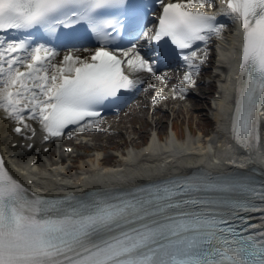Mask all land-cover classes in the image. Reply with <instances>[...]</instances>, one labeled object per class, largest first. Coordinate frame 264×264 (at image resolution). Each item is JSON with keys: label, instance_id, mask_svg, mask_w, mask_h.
Listing matches in <instances>:
<instances>
[{"label": "snow or ice", "instance_id": "1", "mask_svg": "<svg viewBox=\"0 0 264 264\" xmlns=\"http://www.w3.org/2000/svg\"><path fill=\"white\" fill-rule=\"evenodd\" d=\"M214 7L213 0H0V110L15 132H31L28 139L36 135L28 121L39 123L44 142L63 138L70 125L94 130L106 103H127L144 83L130 73L157 75L141 40L161 58L178 50L183 91L207 59L199 43L206 48L225 28L222 16L242 30L230 132L254 152L264 113V0H220L218 13L207 10ZM151 11L159 12L154 31L144 27ZM0 264H264V180L199 170L124 192L48 197L25 187L0 156Z\"/></svg>", "mask_w": 264, "mask_h": 264}, {"label": "bare ground", "instance_id": "2", "mask_svg": "<svg viewBox=\"0 0 264 264\" xmlns=\"http://www.w3.org/2000/svg\"><path fill=\"white\" fill-rule=\"evenodd\" d=\"M236 34H232L229 37V43L224 44L225 46L230 45L231 48H235V46L239 45V41L236 40ZM232 52L230 54H226L222 57L221 60H218V67L222 68L225 72L231 69L232 67ZM178 69H182L181 66ZM204 73H208V70H204ZM222 73L218 75L222 84L219 87V98L216 99L218 101V109L214 110L212 114L214 115V120L216 122L217 133L221 136L224 135L226 128V120L227 113L229 111L228 106V98L232 96V91L229 88V80L230 75L228 73ZM224 75V76H222ZM201 77L198 79L197 88L202 95L201 98H194L191 96V92H183L185 95V100L177 99V101L171 106V108L161 109L164 110V114L158 117L155 122L157 123L156 127L160 129H164V124L162 120L167 116L165 112L172 115V125L175 123L174 119L176 116L180 115V113H189L193 114L194 112H201L203 115L205 111H207V105H209L207 93H211L212 83L210 81H205ZM159 77L155 76L151 78L152 81H157ZM141 99V100H140ZM137 104V109L130 112L126 119H120L117 122H114L110 129L111 131L117 127L118 134L113 135L109 134V139H114L116 136L122 137L124 139H129L132 145H138L139 138L145 139V134L147 133V127H144L140 130L139 137H136V131L132 126H128V124H132L136 119H146L145 113L147 108V102L144 97H141ZM189 104H187V101ZM186 101V102H185ZM179 103V104H178ZM140 113V115H138ZM162 113V112H161ZM172 113V114H171ZM159 119V120H158ZM148 121V120H147ZM146 121V123H147ZM131 127V128H130ZM261 130V142L259 148L264 151V119L260 123ZM163 131L160 130L157 132V136L162 140ZM181 133L177 130L174 136L166 137L164 143L158 142L156 137H152L150 140V146L147 145L143 150L135 152V154L131 155L129 152L122 157V160L119 164L110 167H101L103 160L100 161L101 156L94 154L89 158L90 161H93L92 165H90L83 172L79 173L80 176L77 178H72L68 175L67 171L69 168L63 166H55L56 164H63V161L59 159L51 165L45 166L44 158L41 157L39 163L34 167L35 170L39 171L40 165H44L45 170L42 172H34L31 173L27 167L24 166H14L15 171L18 173L20 177H24L26 181L33 178L37 182V187L42 188L43 190H59L62 187H69L76 191H81L83 188L88 186H96V187H116L130 184L134 181H142L147 178L160 175L164 172H176L181 171L187 168H192L195 162L192 161L194 155H199L197 164L207 166L212 170H217V163L210 157L209 149L205 148L202 142L198 140H183L181 143L177 142V139H180ZM101 137V136H100ZM4 135L1 134L0 139L2 141V146L6 149L4 143ZM114 142V141H113ZM115 143V142H114ZM90 145V144H89ZM225 145V146H224ZM94 147H99L100 149H105L104 144L101 141H98V144H94ZM213 147V146H212ZM222 149L226 151L228 148L226 144H221ZM149 150L150 153L146 154V151ZM12 151V150H11ZM20 158L24 159L27 156L34 153L26 152L22 149L16 150ZM227 153L223 152L222 154ZM68 154H66L63 150L60 153L59 158L66 159ZM156 156L155 161H152V158ZM111 157V156H110ZM33 158V157H32ZM31 158V159H32ZM106 158V157H105ZM259 158L258 151L251 152L249 156H244V159L248 161L257 160ZM29 159V161L31 160ZM141 160H145L147 162H141ZM264 165V162H263ZM64 170L62 173L61 171ZM261 171L264 172V167L261 168ZM28 175V176H26ZM26 176V177H25Z\"/></svg>", "mask_w": 264, "mask_h": 264}, {"label": "rangeland", "instance_id": "3", "mask_svg": "<svg viewBox=\"0 0 264 264\" xmlns=\"http://www.w3.org/2000/svg\"><path fill=\"white\" fill-rule=\"evenodd\" d=\"M138 115H140V113ZM156 116H158V115H156ZM207 119L208 118H206V115H203V113H201V112H195V113H193V117L189 121V123H187V119H185V118L184 119H180L179 120V123L181 124V128H182L183 132H187L188 128H191V129H194V130H199V129H204V128L206 129V128H208L207 127V124L208 123H211L212 126L215 125L213 121H211L210 119L209 120H207ZM163 120H164L163 121V124L165 126V129L167 130V128L169 127V121H167V118H165ZM144 122L145 121L143 119H141V120L136 119V120H134V122L132 124H128V126H132V128H135V129H137V127H139V126L149 128L148 127L149 125L144 126ZM137 133H140V131H138ZM148 133H146V137L148 136ZM100 141L103 142V144L105 146H107V148L105 150H103V154L104 155H108V154L112 153V151H109L108 150V149H111L112 148L111 145H113V146H120L121 144L124 143L123 145L127 146L126 142L128 140H126V139L118 136V138L116 139V141L114 140L115 143L113 141H111V140H107V139H104V138H102ZM87 148H89L90 150H92L89 147V145H87L86 148H83V147L77 148V150L72 154V156L74 158L87 157L88 156ZM90 150H88V151H90Z\"/></svg>", "mask_w": 264, "mask_h": 264}]
</instances>
